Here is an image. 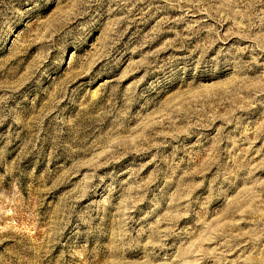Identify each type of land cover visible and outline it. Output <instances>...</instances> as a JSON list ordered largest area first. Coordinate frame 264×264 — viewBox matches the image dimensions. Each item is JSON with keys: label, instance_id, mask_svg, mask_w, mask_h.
I'll list each match as a JSON object with an SVG mask.
<instances>
[{"label": "rangeland", "instance_id": "374dc122", "mask_svg": "<svg viewBox=\"0 0 264 264\" xmlns=\"http://www.w3.org/2000/svg\"><path fill=\"white\" fill-rule=\"evenodd\" d=\"M0 264H264V0H0Z\"/></svg>", "mask_w": 264, "mask_h": 264}]
</instances>
